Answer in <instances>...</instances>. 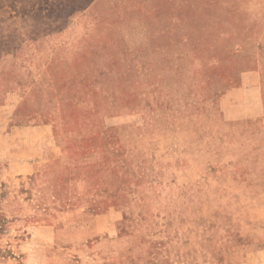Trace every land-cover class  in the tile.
<instances>
[{
  "label": "rangeland",
  "instance_id": "rangeland-1",
  "mask_svg": "<svg viewBox=\"0 0 264 264\" xmlns=\"http://www.w3.org/2000/svg\"><path fill=\"white\" fill-rule=\"evenodd\" d=\"M232 4L0 0V264H264V184L224 169L264 139L209 118L264 112Z\"/></svg>",
  "mask_w": 264,
  "mask_h": 264
},
{
  "label": "crops",
  "instance_id": "crops-1",
  "mask_svg": "<svg viewBox=\"0 0 264 264\" xmlns=\"http://www.w3.org/2000/svg\"><path fill=\"white\" fill-rule=\"evenodd\" d=\"M233 2L235 3V5L236 4L238 5L236 7L232 4L233 5L232 8L233 9L235 8L233 12L241 11V12H246V13H264V0H237V1L233 0ZM243 88L248 89L247 87H243ZM228 100H229L228 94H224L218 99L219 113L215 109L214 113H212L209 116L210 121L211 122L215 121V123L216 122L218 123L220 121L224 123H229V122L234 123L235 124L234 127L240 132V134L248 136L250 138L259 136L261 139H264V112L263 110L261 109V111H258L256 113L254 112L251 115L244 114V112L246 113L245 107H243L242 105L239 108L234 107L232 105L229 106L226 103ZM204 117L206 116H200V114H195L193 117V120L194 122L195 120H199V122H201V120H203ZM200 130L201 129L197 127L195 131V133L198 134V136L196 137L197 139L202 138L201 137L202 134L200 135V132H201ZM249 142L251 143L250 140ZM238 152L244 160H245V158L243 157L244 154L251 155L252 157L255 156V157L253 158L254 161H252V164L250 163L251 161L249 162L244 161L242 164L226 161L224 169H225L226 174L229 175L232 182L236 183L237 184L236 186H240V187H258L261 184H264V174L260 175V172H258L260 170L259 168H262L263 173H264V162L262 163V165H260L259 159L255 160L256 157L260 158L264 156V142L253 141L252 145L241 147V150L240 151L238 150ZM239 167L244 170L249 169L251 171L250 176L254 175V177L256 178L258 177L257 179L262 180V181L261 182L260 181H255V182L245 181L244 182L243 180L239 179V176H237L236 178L234 176V173L237 174L236 171L240 170Z\"/></svg>",
  "mask_w": 264,
  "mask_h": 264
}]
</instances>
